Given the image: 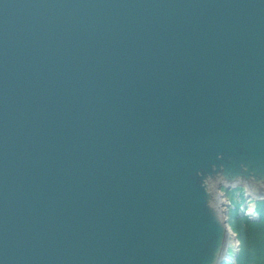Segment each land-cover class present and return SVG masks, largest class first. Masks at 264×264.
<instances>
[{
  "label": "water",
  "instance_id": "95a60500",
  "mask_svg": "<svg viewBox=\"0 0 264 264\" xmlns=\"http://www.w3.org/2000/svg\"><path fill=\"white\" fill-rule=\"evenodd\" d=\"M238 185L264 0H0V264H226Z\"/></svg>",
  "mask_w": 264,
  "mask_h": 264
},
{
  "label": "trees",
  "instance_id": "16d2710c",
  "mask_svg": "<svg viewBox=\"0 0 264 264\" xmlns=\"http://www.w3.org/2000/svg\"><path fill=\"white\" fill-rule=\"evenodd\" d=\"M257 210L258 217L244 215L241 218L244 227L240 233L242 246L236 262L231 264H264V199L258 201Z\"/></svg>",
  "mask_w": 264,
  "mask_h": 264
},
{
  "label": "rangeland",
  "instance_id": "374dc122",
  "mask_svg": "<svg viewBox=\"0 0 264 264\" xmlns=\"http://www.w3.org/2000/svg\"><path fill=\"white\" fill-rule=\"evenodd\" d=\"M239 191H241L244 194L241 187H238L237 190H234V191H224L223 187L221 188V193H225V196L223 198L226 202V205H223V207H226L229 211L228 217H227V225H228L229 229L231 230V232L234 234V238L236 240L235 245L231 244L229 246L230 250H234L235 249L234 247H237L236 248L237 249V255H235V259H234L233 263L236 262V258L238 256V254L240 253L241 246H242V244H241L242 240H241L240 233L244 230V227H243L241 218H244L245 216L251 217L250 215L244 216L242 214L238 215L237 213L239 211V208H241L240 210H244V211H247L249 209L251 210L252 206H254V204L256 203L254 198L253 199L248 198V197H246V195H243V194H240V196L237 195V193ZM230 203H232V204H230ZM257 203H258V201H257ZM242 204H244L243 206L245 208L243 206H241ZM239 218H240V220H238ZM251 218H255V217H251ZM230 242H231V240H230Z\"/></svg>",
  "mask_w": 264,
  "mask_h": 264
},
{
  "label": "bare ground",
  "instance_id": "6f19581e",
  "mask_svg": "<svg viewBox=\"0 0 264 264\" xmlns=\"http://www.w3.org/2000/svg\"><path fill=\"white\" fill-rule=\"evenodd\" d=\"M219 194H220V196H222L220 192H219ZM219 200H220V202L218 201V206H219V208H220V211L222 210V212H223V211H225V208H226V207H223V204H224V198H223V197H220ZM249 213H252V210H249ZM224 216L226 217V214H225ZM230 240H231V242H230ZM231 244H233V245L236 244V240H235V238H234V234H233L232 232H230V234H229V238H228V247H229ZM229 258H230V257H229ZM230 259H231V258H230Z\"/></svg>",
  "mask_w": 264,
  "mask_h": 264
}]
</instances>
